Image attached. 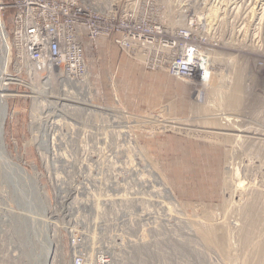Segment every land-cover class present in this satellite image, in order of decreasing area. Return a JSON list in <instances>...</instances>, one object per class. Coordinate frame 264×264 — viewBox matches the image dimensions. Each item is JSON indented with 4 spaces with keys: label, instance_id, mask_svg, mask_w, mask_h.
Segmentation results:
<instances>
[{
    "label": "rangeland",
    "instance_id": "1",
    "mask_svg": "<svg viewBox=\"0 0 264 264\" xmlns=\"http://www.w3.org/2000/svg\"><path fill=\"white\" fill-rule=\"evenodd\" d=\"M155 2L165 36L209 55L206 85L143 68L104 36L83 38L100 114L46 93L38 106L19 74L3 119L0 264H71L77 232L112 264H264V0ZM4 20L11 32L12 9ZM7 160L42 187L26 183L27 205Z\"/></svg>",
    "mask_w": 264,
    "mask_h": 264
},
{
    "label": "built area",
    "instance_id": "2",
    "mask_svg": "<svg viewBox=\"0 0 264 264\" xmlns=\"http://www.w3.org/2000/svg\"><path fill=\"white\" fill-rule=\"evenodd\" d=\"M156 3L155 0H0V25L9 43L7 71L11 65L12 72L8 73L15 78L21 73L29 78L34 72L54 73L61 80L62 92L73 99L79 97L78 93L87 99L91 87L83 38L95 40L104 36L148 70L162 68L179 79L205 84L209 55L199 42H185L178 47L175 40L165 36L164 25L155 14ZM7 8L13 10L11 32L4 20ZM180 36L188 38L185 34ZM0 80V89L9 91L10 96L18 95L9 90L10 82L6 83L5 76ZM70 103L73 108L77 104L88 106L87 111L83 109L85 115L100 114V107L93 103L95 111L89 105L67 101ZM73 108L69 107V111ZM46 116L43 118L50 126L60 122L55 112ZM83 237L78 232L70 237L71 264H112V255L99 247L89 252Z\"/></svg>",
    "mask_w": 264,
    "mask_h": 264
},
{
    "label": "bare ground",
    "instance_id": "3",
    "mask_svg": "<svg viewBox=\"0 0 264 264\" xmlns=\"http://www.w3.org/2000/svg\"><path fill=\"white\" fill-rule=\"evenodd\" d=\"M6 39H7V35H6V32L4 31V29H3V27H2V25H0V78H1V76H5V80H6V83L8 84L9 82H12V81H15V82H21L22 80H20L19 78H15V77H11L10 76V74L8 73L9 71H7V62H8V48H9V43L6 41ZM33 76V77H32ZM31 76V81H32V83H30V85H31V87H32V91H31V93L33 94H31V97L33 98V102L34 103H37L38 104V106H41V104H42V100H41V97L42 96H44L43 95V93H46L47 95H46V97H48V96H50V97H54V99L55 100H52V101H50V102H52L53 104H55L56 105V103L58 104L59 102L61 103L62 101H73V102H78V103H82V104H85V105H89V106H91V107H94L93 105H92V101L90 100V99H85L84 97H78V98H76V99H73V97H71V96H68L66 93H62V87H60L62 84H60L61 83V80H60V78L57 76V75H55L54 73H48L47 72V75H44V74H42V73H40V72H34V74ZM32 78H33V80H32ZM42 79H44V81H42L41 82V80ZM35 80V81H34ZM1 81V80H0ZM58 82H60L59 83V85L57 86V89H54L55 87H54V84L55 83H58ZM22 83V82H21ZM2 84H5V83H3L2 82ZM24 84H25V82H24ZM39 84H40V86H39ZM196 85V84H195ZM206 85V84H205ZM46 86H47V88H46ZM197 86V85H196ZM0 88H2V86L0 87ZM55 90H57L56 91V93H53L52 94V92H54ZM1 91H3V92H1ZM7 92V93H6ZM10 95H12L9 91H7L6 89L5 90H3V89H0V150L2 151V152H5V143H4V137H3V119H4V117L6 116V111H7V101H6V98L8 97V96H10ZM43 98V97H42ZM84 100H86V101H84ZM49 101V100H48ZM62 105H64L63 106V108L65 107V106H67V105H70V106H72V104H67V105H65L66 103L65 102H63V103H61ZM62 105H60V106H62ZM37 106V105H36ZM88 107V106H87ZM86 107V108H87ZM55 108V107H54ZM89 108V107H88ZM65 109V108H64ZM84 109V108H83ZM65 111V110H64ZM169 123H173L172 121H170ZM164 126H170V127H177L176 125L174 126V124L172 125V124H164ZM219 130V129H218ZM215 132V131H214ZM235 132V131H234ZM240 132V131H239ZM225 133V132H224ZM232 134V133H231ZM226 135V134H225ZM239 135V134H238ZM242 136V135H241ZM6 158V157H5ZM6 163H8L7 165H10V166H13L12 167V169H13V173L15 174L16 173V175H17V173H20L21 175H22V177H23V182L22 183H24L22 186L19 184H17L18 186H19V188H18V192H19V196H20V201H22V205H27V199H25L26 198V196H27V193L29 192V194H30V192H32L31 191V187H29L26 183H31V185H33V189H34V186L36 187V189H42V187L41 186H38L37 185V180L35 179V174H34V176H30V175H28L27 174V172L21 167V166H19L18 164H14V163H12L11 161H9V160H7L6 161ZM7 169H9V167L7 168ZM11 169V168H10ZM12 173V174H13ZM7 176L6 177H8L7 178V180H9L8 182H10L11 181V175H9L8 173L6 174ZM20 175V176H21ZM34 177V178H33ZM6 180V179H5ZM4 180V181H5ZM7 180H6V182H7ZM33 182V183H32ZM18 183V182H17ZM11 184V183H10ZM13 184V183H12ZM165 187V186H164ZM27 188H29V189H27ZM31 188V189H30ZM166 188V187H165ZM19 189L21 190V191H19ZM35 190V189H34ZM166 191L169 193V189L167 188L166 189ZM33 192H35V191H33ZM32 192V193H33ZM38 193H40V192H38ZM42 195L44 196V198L46 197L45 196V192L44 191H42ZM19 196H18V200H19ZM29 196V195H28ZM32 196H34L33 197V203H34V198H36L37 196H36V193H34V195L32 194V195H30V197H32ZM38 198V197H37ZM40 198V197H39ZM43 198V197H42ZM170 198V197H169ZM168 198V199H169ZM173 198V197H172ZM32 198H30V200H31ZM46 199V198H45ZM44 199V200H45ZM171 199V198H170ZM40 200H41V198H40ZM47 200V199H46ZM32 201V200H31ZM36 201V200H35ZM31 203V202H30ZM38 203H40V202H38ZM46 204V203H45ZM28 206H31V205H28ZM25 207V206H24ZM23 207V208H24ZM32 207V206H31ZM25 214V213H24ZM28 214V213H27ZM43 214V213H42ZM29 216V215H28ZM174 219V218H173ZM28 221H30V219H28ZM27 225V224H26ZM39 226V225H38ZM25 227V226H24ZM29 227V226H28ZM31 227V226H30ZM53 228V227H52ZM39 230V229H38ZM24 231L25 232H27L26 231V229H24ZM29 232V231H28ZM40 232V231H39ZM36 235V234H35ZM52 244V243H51ZM49 246V245H48ZM51 246V245H50ZM54 246H55V244H54ZM47 249V248H46ZM50 250V249H49ZM55 253V252H54ZM24 254V253H23ZM61 256V255H60ZM54 257V256H53ZM61 259V258H60ZM43 263V262H42Z\"/></svg>",
    "mask_w": 264,
    "mask_h": 264
},
{
    "label": "crops",
    "instance_id": "4",
    "mask_svg": "<svg viewBox=\"0 0 264 264\" xmlns=\"http://www.w3.org/2000/svg\"><path fill=\"white\" fill-rule=\"evenodd\" d=\"M111 44L121 54V56H124V57L128 58L115 44H113V43H111ZM128 59H130V58H128ZM141 67L144 68V66H142V65H141ZM116 69L117 68H113V70L110 71V74H109L110 77H111V85H112L113 88L115 87L114 85H115L116 73H117V70Z\"/></svg>",
    "mask_w": 264,
    "mask_h": 264
}]
</instances>
